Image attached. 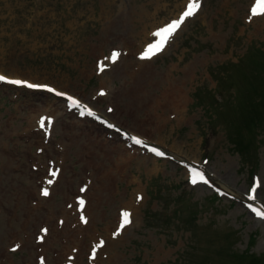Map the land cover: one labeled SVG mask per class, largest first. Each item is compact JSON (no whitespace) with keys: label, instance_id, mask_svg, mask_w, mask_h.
Returning <instances> with one entry per match:
<instances>
[{"label":"rangeland","instance_id":"374dc122","mask_svg":"<svg viewBox=\"0 0 264 264\" xmlns=\"http://www.w3.org/2000/svg\"><path fill=\"white\" fill-rule=\"evenodd\" d=\"M253 2L201 0L141 58L187 0H0L1 73L67 92L143 141L0 82V264H264V218L248 207L264 210ZM189 165L207 182L193 184Z\"/></svg>","mask_w":264,"mask_h":264},{"label":"snow or ice","instance_id":"6c2138e0","mask_svg":"<svg viewBox=\"0 0 264 264\" xmlns=\"http://www.w3.org/2000/svg\"><path fill=\"white\" fill-rule=\"evenodd\" d=\"M200 7H201V0H187V3L184 6L183 10L179 13V15L176 18L170 19L168 22H166L162 26L157 27L154 30L153 37L155 39H153L151 42H149L148 44H146L144 46V50L139 53V56L141 58H149L153 54H155L156 52H159L160 50H162L164 48V46L166 45V43L168 42V40L173 35V33H175L177 31V29L180 28V26L185 21V19L187 17L192 16L197 11V9H199ZM250 12L252 13V15L247 17L249 20H251L253 18V16H255L257 14L264 13V0H254V2L251 5ZM118 55H119L118 52L114 49L109 58L112 59L113 61H115L116 58L118 57ZM101 67H103V65H101ZM9 79H10L9 76L0 74V80H9ZM12 82L15 84L29 85L30 87L47 88V89H50L52 92H57L56 88H54L51 85L46 84V83L45 84H31L28 80H21V79H12ZM101 91H103V90H101ZM58 94L61 96H66L68 101L72 104H76V105L80 104V101L76 97L69 95L67 92H59ZM87 111H89L91 113V109H87ZM92 114L95 115V113H92ZM51 120H52L51 116L47 117L48 122H51ZM44 123H45V118L41 117L40 118V124L42 127L44 126ZM105 123H107V122H105ZM133 139L136 140L137 143H143V141L139 137H133ZM152 151L156 152L159 155H164V153L161 152L159 148H153ZM188 171L190 173L189 178L193 184H195L197 181L207 182L205 174L203 171L196 169V168H193L191 166H189ZM53 175H55V172H53ZM47 183L51 184L52 180H48ZM258 183H259V181L257 180L256 182L253 183L252 187L248 190V195L253 199H255L254 193L256 191ZM41 191L44 195H48V193H49L48 188H42ZM81 191H83V188L81 189ZM77 199L80 201V204L83 205V203H84L83 198L77 197ZM248 207L257 216L264 218V210H262L261 208H258V207H254L251 204H249ZM81 219H85V217L83 215H81ZM127 223H129V212L127 210H124V211H122V218H121L120 224L115 229V231H113L112 235L116 236L118 233H120L121 229ZM42 231H47V229H42ZM104 243H105V241L103 239H101L97 245L92 247L91 252H92L93 256L96 253V248L103 245ZM13 247L15 248V247H17V245H13ZM41 259L43 260V258H41Z\"/></svg>","mask_w":264,"mask_h":264},{"label":"bare ground","instance_id":"6f19581e","mask_svg":"<svg viewBox=\"0 0 264 264\" xmlns=\"http://www.w3.org/2000/svg\"><path fill=\"white\" fill-rule=\"evenodd\" d=\"M11 77H17L16 75H10ZM40 83H43L42 81H40ZM152 114H154V115H157L153 110H152ZM190 166V165H189ZM250 200H251V198H250ZM254 200V199H253ZM108 243H110L109 242V240H108Z\"/></svg>","mask_w":264,"mask_h":264}]
</instances>
